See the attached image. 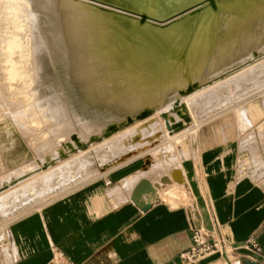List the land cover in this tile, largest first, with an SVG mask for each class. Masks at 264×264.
Returning a JSON list of instances; mask_svg holds the SVG:
<instances>
[{
	"label": "bare ground",
	"instance_id": "obj_1",
	"mask_svg": "<svg viewBox=\"0 0 264 264\" xmlns=\"http://www.w3.org/2000/svg\"><path fill=\"white\" fill-rule=\"evenodd\" d=\"M0 30L13 32L0 38V77L13 82L20 102L33 98L25 112L35 129L49 118L72 126L64 89L72 95L84 132L32 165L52 178L72 173L71 162L52 163L74 158L86 143L93 142L88 149L100 166L122 160L143 143L176 137L225 97L264 85V0H0ZM236 122L238 129L251 125L244 111ZM198 128L189 132L191 142ZM78 158L74 170H88L90 158ZM182 174L169 179L179 185Z\"/></svg>",
	"mask_w": 264,
	"mask_h": 264
},
{
	"label": "crops",
	"instance_id": "obj_2",
	"mask_svg": "<svg viewBox=\"0 0 264 264\" xmlns=\"http://www.w3.org/2000/svg\"><path fill=\"white\" fill-rule=\"evenodd\" d=\"M247 118L251 125L238 129L233 114L214 115L198 129L195 142L176 147L187 157L153 160L143 152L103 167L93 160V167L100 168L96 176L0 228L7 232L0 264H180L178 256L188 249L192 229L235 246L253 238L264 255V125ZM5 133L12 145L0 149V190L8 192L26 179L17 176L22 171L39 174L33 182L37 190L71 177L64 170L54 179L34 171L37 160L32 162L15 127L0 125V146ZM66 159L52 166L64 165ZM175 170L183 173L182 186L169 179ZM146 185L156 189L157 197L150 205L134 203L132 197ZM0 211L5 213L7 204H0ZM246 253L241 248L230 259L243 260ZM194 264H226V259L214 252Z\"/></svg>",
	"mask_w": 264,
	"mask_h": 264
},
{
	"label": "rangeland",
	"instance_id": "obj_3",
	"mask_svg": "<svg viewBox=\"0 0 264 264\" xmlns=\"http://www.w3.org/2000/svg\"><path fill=\"white\" fill-rule=\"evenodd\" d=\"M194 10L195 9H192L187 14L191 13ZM2 33H13V32H11V31L6 32V30H4V31L0 32V38L3 36ZM262 57H264V52H263V55L261 57H259V59H261ZM259 59L257 58L256 61H253L251 63H255ZM57 82L59 84H61V78L60 77H58ZM10 85H13L12 81H9V80H6V79H3L0 77V125L15 127V130L17 131L18 140L21 139V140L25 141V143L29 146L30 159L33 158L32 162H34L36 159H38V157L46 158V156L50 153V151L52 152V149H54L58 145V144H56L57 142L58 143L59 142H62V143L67 142L68 143L69 138H72V137L74 138L75 137L74 135L78 134L79 131L84 132V131H82V128L80 129V126L77 124V121L74 119L75 118L74 117L75 111L72 110V106H71L70 101H69V100H71L72 95L70 93H68L66 89H64V95H65L64 97L67 100L65 103H66V105H68L69 110H70V117L72 120V123H71L72 126L69 125L68 120L66 122L65 121L61 122L60 120H56V122L53 124L52 119L49 118L48 121L46 123H44V125H42L41 127L37 126L36 127L37 130H36L35 124H32V117L30 118L29 114H27L28 112L27 113L25 112L26 108L32 107L35 105V103H32L33 98L31 97L30 103L20 102L17 97H14V95L11 94V93H13L12 92L13 88H11L12 86H10ZM249 88L245 92L241 93L240 95L228 97V101L226 100L227 97H225L222 100L221 104H219V106L215 107L214 109L210 110L211 114L208 113L209 115H207L205 117L206 118L210 117V119H211L214 115H217V114H228V113H230V114H233L235 116V119H237L238 111H244L246 113V115H251L257 121L256 125L257 124L258 125H264V91H261V90H264V85L258 89H254L251 87L249 90ZM253 89H254L255 93H254ZM8 93H10V94H8ZM235 98H236V101H235ZM230 100H233V102ZM34 101H35V97H34ZM74 108L77 109V106H74ZM216 111H218V112H216ZM200 115H201V117L199 118V120L201 121L200 123L198 120V123L196 122L193 124L191 122L190 124H188L190 122V121H188L187 122L188 125L186 124L185 130L183 132L179 133V135L176 134L177 135L176 137H172V138H171V136L165 137V138H162L161 140H159L157 143H153V141L143 143L144 145L142 144L140 147L137 146V149L134 151V154L131 153V155H136L137 153H138L137 155H140V152L142 151L145 153L144 154L145 156H148L150 159H153V160L163 159L165 157L166 158L167 157H173L175 155L180 156V157L186 156L184 154V152H185L184 149L183 150L177 149L176 147L183 146L185 143L190 142L189 132L191 130H193L194 128H196L197 125L200 128L203 124H205L208 121V119H206L205 117H202V114H200ZM23 117H24L25 121L27 120L26 122L29 126L24 123L25 121L23 120ZM201 118H203V119L201 120ZM204 118H205V120H204ZM28 119H31L30 120L31 123H28L29 122ZM19 120H20V122H19ZM160 120H162V118H160ZM30 124L32 127H30ZM48 124H49V126H47ZM24 127H25V129H24ZM27 127H29V128H27ZM31 128H33L34 130H32ZM7 130H9V129L7 128ZM4 135L5 136L3 138V141L5 140V143H4V146H0L1 147L0 149L3 151L4 150L8 151L10 146L12 145V139L8 136V134L5 133ZM70 135H72V136H70ZM10 136H12V134H10ZM81 137H82V135H81ZM1 139L2 138H0V140ZM8 141H11V142L8 143ZM252 141L255 143V139H253ZM151 143H153L154 146L150 145ZM86 144H85V146L82 145L83 146L82 149L80 148L81 150H83L82 153L77 152V151H81L80 149H77V151L73 150L72 153L70 154V157L75 156V154H77V156H75L74 158L72 157L71 159L67 158V160H68L67 162H71V163L73 162L75 164V165L71 164V163L69 164L72 166L74 165L73 167L71 166L73 171L71 173L70 179L65 180L66 182L64 181L62 183H59L57 186H54L53 188L49 189L50 191L47 189L37 190V188L33 185V182H34L33 180L36 178L37 172L31 173L29 175H28V173H30V172H28V171L19 173L17 175L18 177L26 176V179H24L17 186L12 187L13 190L15 189L14 194H16V195H14V194L10 195V196H8L9 198L7 197V201H6V199L3 201L5 204H7V211L5 213H3V211H0V228L4 227V225L9 223L13 218L18 216L23 211H27V210L36 208L38 205H42V204L46 203L47 201H49L53 197L57 196L58 194H61V193L65 192L66 190H68V189L78 185L79 183L85 181L86 179H89L90 175H93V177H94L98 173H100L99 172V169H100L99 165H96L97 170H96V168L93 167L92 162L94 159H92L93 157H91V154L89 152L90 149H88L89 148L88 146H91L93 144V142L88 143L89 145H86ZM145 144L146 145L148 144L149 146L148 145L146 146ZM139 150H140V152H139ZM78 153H80V154L78 155ZM86 153H87V155H86ZM78 156H85V157L88 156V159L90 158V160L86 164L87 166H90V168H88V170H84L80 173H78L76 171L77 170L76 167H79L78 166L79 165L78 164L79 163L78 162V160H79ZM75 158H76V160L73 161V159H75ZM105 164H107V163H105ZM105 164L103 163V165H101V167H103ZM74 169H76V170H74ZM82 169H85V167ZM10 189H9V191H10ZM25 190H28L27 196H24L22 193V192H25ZM40 191H42V192H40ZM2 192L3 191L0 190V195L2 194ZM13 198H15V199H13ZM8 199L9 200L11 199V200L8 202Z\"/></svg>",
	"mask_w": 264,
	"mask_h": 264
},
{
	"label": "built area",
	"instance_id": "obj_4",
	"mask_svg": "<svg viewBox=\"0 0 264 264\" xmlns=\"http://www.w3.org/2000/svg\"><path fill=\"white\" fill-rule=\"evenodd\" d=\"M180 185H183L182 183ZM165 185H161L163 188ZM157 197L156 193L144 195L142 204H151V201ZM7 241V232L0 229V245ZM243 248L247 251L243 260H231L230 257ZM218 252L226 259V264H264V255L262 248L256 240L248 238L240 246L228 243L222 237L213 238L206 231L201 229H192L190 235V245L188 249L179 254L180 264H194L210 254Z\"/></svg>",
	"mask_w": 264,
	"mask_h": 264
},
{
	"label": "water",
	"instance_id": "obj_5",
	"mask_svg": "<svg viewBox=\"0 0 264 264\" xmlns=\"http://www.w3.org/2000/svg\"><path fill=\"white\" fill-rule=\"evenodd\" d=\"M155 188H150L149 190H145V191H140V192H138V194L137 193H135L134 194V197H132V200L134 201V203H141L142 204V196L143 195H148V194H150V195H154L155 194ZM148 205V204H147Z\"/></svg>",
	"mask_w": 264,
	"mask_h": 264
}]
</instances>
